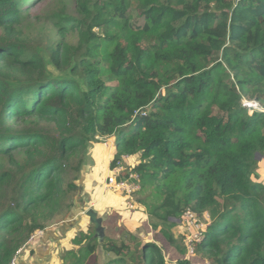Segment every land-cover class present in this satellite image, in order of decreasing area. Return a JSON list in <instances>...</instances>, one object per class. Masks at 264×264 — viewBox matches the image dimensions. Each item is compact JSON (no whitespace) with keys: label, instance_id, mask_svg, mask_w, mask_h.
I'll list each match as a JSON object with an SVG mask.
<instances>
[{"label":"trees","instance_id":"16d2710c","mask_svg":"<svg viewBox=\"0 0 264 264\" xmlns=\"http://www.w3.org/2000/svg\"><path fill=\"white\" fill-rule=\"evenodd\" d=\"M32 2L0 0V264L66 219L87 143L112 135L163 240L79 230L61 264H264V112L241 105L264 108V0H72L37 46L17 28ZM187 207L209 216L199 257L168 249Z\"/></svg>","mask_w":264,"mask_h":264},{"label":"rangeland","instance_id":"374dc122","mask_svg":"<svg viewBox=\"0 0 264 264\" xmlns=\"http://www.w3.org/2000/svg\"><path fill=\"white\" fill-rule=\"evenodd\" d=\"M71 2L72 0H42L38 3V1L34 0L31 6H29L27 10L22 12L20 20L21 22L17 25V28L22 31L25 36H27L28 38H32L35 42V46L39 44L46 45L49 40L57 42L60 38L58 35H55L53 33V21L46 15L51 14L54 11H58L64 5L68 7V11L72 12ZM129 13L131 15L132 24L138 25L141 23L133 1L129 9ZM72 14L75 16L77 15L75 12H73ZM92 32L100 33V27H94L92 29ZM77 39L78 37L76 33L71 31L67 34L65 40H67L66 42H68L69 44L75 45L77 43ZM47 68L48 73L50 72L53 75L58 73L51 65H49ZM46 124H44V126H47V128L49 129H53V125H50L53 123ZM114 139L115 137L113 135L106 138L96 136L94 140L87 143L85 154L82 155L84 165L82 166V169L79 173L80 177L77 181L79 186L78 191H81V193L84 191L88 193V199L94 200L93 202L96 203V207L100 208L99 213L101 214V216H103L105 224L104 226L106 227L104 232L105 235L108 234L112 237L120 236L122 233L121 230L123 228L122 224L125 223L128 227H131L132 224V227L138 229L134 230V232L135 234H138L140 238L158 243L159 239L163 240L162 236L160 234L153 235L149 230L148 232L144 231L142 229L141 223L139 222L140 216L142 215L141 212H145V208L139 201L140 198H142L141 194L138 193L134 196L132 203L136 204H133V207H130L128 204H125L126 202L124 201L123 194L121 192L113 191L112 189L104 187V175L106 172V166L108 164V156L112 155L111 153H114V155L116 154ZM114 149L115 151H113ZM129 162L132 163V161ZM260 173L262 174L264 180V160H261ZM78 191L76 193V196L78 194ZM9 196L10 194H8V197ZM76 196L73 202L74 206L77 205L75 204L77 202ZM91 202H88V205H90ZM200 217L206 223H209V216L207 213L202 214ZM55 220H57V218ZM182 228L183 226L181 223L172 228L171 231L175 242L172 245L168 243V249L175 252L180 249L184 254ZM88 230L94 231V226L92 224H89ZM106 238H108V236H106ZM195 254H197L198 257L200 256L197 251ZM112 256L113 254L111 252H108L106 257L107 259H109Z\"/></svg>","mask_w":264,"mask_h":264},{"label":"crops","instance_id":"0c3cea01","mask_svg":"<svg viewBox=\"0 0 264 264\" xmlns=\"http://www.w3.org/2000/svg\"><path fill=\"white\" fill-rule=\"evenodd\" d=\"M111 154L108 156L105 175L110 166V160L114 157V153ZM130 159L134 164L133 159L135 158L131 157ZM260 175L262 176L261 173ZM91 200L88 199V193L78 191L77 202L75 203L77 205H73L74 207L71 208L66 219L53 223L44 230L37 232L23 245L18 256L19 264H61L60 253L64 250L73 249L71 239L76 232L79 230L86 232L89 229V219L82 213V210L90 205L96 207L94 200L92 202ZM88 202H91L90 205H88ZM95 209L98 212L100 210L98 207Z\"/></svg>","mask_w":264,"mask_h":264},{"label":"built area","instance_id":"2783aa9c","mask_svg":"<svg viewBox=\"0 0 264 264\" xmlns=\"http://www.w3.org/2000/svg\"><path fill=\"white\" fill-rule=\"evenodd\" d=\"M242 107L246 108L249 114L253 111H263L264 108L255 100L243 98ZM129 155H121L119 159H111L109 168L104 178V187L119 191L123 194V199L130 207L134 196L140 190V176L132 170ZM92 206V205H91ZM183 228V248L185 250L184 257L189 258L196 253V245L205 237L206 223L191 207L185 208L180 220ZM22 248H20L9 264H18V256Z\"/></svg>","mask_w":264,"mask_h":264},{"label":"water","instance_id":"95a60500","mask_svg":"<svg viewBox=\"0 0 264 264\" xmlns=\"http://www.w3.org/2000/svg\"><path fill=\"white\" fill-rule=\"evenodd\" d=\"M255 158L262 160L264 155L256 154ZM82 213L88 217L89 222L94 226V237L97 239L98 244L101 245L106 228L104 226L103 216L93 206H88L83 209Z\"/></svg>","mask_w":264,"mask_h":264}]
</instances>
